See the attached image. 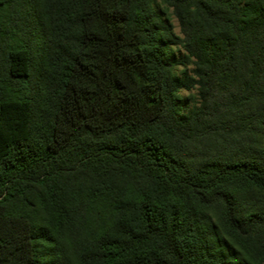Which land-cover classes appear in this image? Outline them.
I'll list each match as a JSON object with an SVG mask.
<instances>
[{
	"label": "trees",
	"instance_id": "1",
	"mask_svg": "<svg viewBox=\"0 0 264 264\" xmlns=\"http://www.w3.org/2000/svg\"><path fill=\"white\" fill-rule=\"evenodd\" d=\"M38 5L48 47L8 76L42 92L0 95V264H264V149L214 148L264 94V0Z\"/></svg>",
	"mask_w": 264,
	"mask_h": 264
},
{
	"label": "rangeland",
	"instance_id": "2",
	"mask_svg": "<svg viewBox=\"0 0 264 264\" xmlns=\"http://www.w3.org/2000/svg\"><path fill=\"white\" fill-rule=\"evenodd\" d=\"M0 22L3 32L0 36V95L2 97H27L41 91V86L33 78L30 81L20 82L10 80L8 76V51L15 47H26L32 51L34 65L39 67L44 50L47 49V26H42L44 12L38 5V0H0ZM41 20V25H38ZM171 23L176 34L180 29L175 18ZM174 58L179 60L185 54L180 47H174ZM193 66H178L176 75L191 72ZM180 98L190 109L198 103V92L183 90ZM264 105V94L253 101L245 103L240 108L229 113L226 117L228 131L223 133L214 145L217 153L241 158L260 153L264 149V118L251 124L248 121ZM40 110V107H39Z\"/></svg>",
	"mask_w": 264,
	"mask_h": 264
}]
</instances>
